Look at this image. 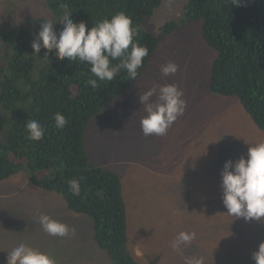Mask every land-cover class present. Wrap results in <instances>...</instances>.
<instances>
[{
    "label": "rangeland",
    "instance_id": "obj_1",
    "mask_svg": "<svg viewBox=\"0 0 264 264\" xmlns=\"http://www.w3.org/2000/svg\"><path fill=\"white\" fill-rule=\"evenodd\" d=\"M47 1L0 0V56L17 41V32L33 41L43 21L61 16L47 12ZM186 2L163 0L140 29L157 35L166 22L181 21ZM54 28L58 32L62 25L57 22ZM215 57L203 40L201 22L184 26L160 42L127 91L86 126L90 164L114 172L120 180L128 249L140 264H184L193 256L203 264H254L252 253L264 242V218L246 222L228 215L222 203L223 164L246 158L249 145L264 142V132L236 97L209 93ZM168 62L179 70L163 76L160 68ZM165 84L183 91L187 107L166 135L146 137L140 127L145 113L139 95ZM41 213L75 228V236L46 234L38 222ZM181 231L195 232L196 238L177 253L171 243ZM20 243L49 253L57 264H111L93 241L92 220L32 185L25 173L0 181V264H6L7 253Z\"/></svg>",
    "mask_w": 264,
    "mask_h": 264
},
{
    "label": "trees",
    "instance_id": "obj_2",
    "mask_svg": "<svg viewBox=\"0 0 264 264\" xmlns=\"http://www.w3.org/2000/svg\"><path fill=\"white\" fill-rule=\"evenodd\" d=\"M162 1L48 0L46 10L59 16L64 12L61 5H67L70 18L88 27L124 12L137 33L134 40L148 49L138 77L165 37L201 22L203 40L216 52L209 93L236 97L264 132V0H241L238 7H233L232 0H187L181 21L166 22L157 35L141 30L142 22ZM14 39L0 56V181L25 173L32 185L57 195L70 211L92 220L93 241L108 254L111 264H140L128 249L120 180L114 172L90 164L84 142L89 121L138 77L130 80L122 70L112 81L97 80L92 88L86 81L96 78L87 62L57 60L54 52L48 54L49 62L43 59L44 49L33 53L32 40L24 32H17ZM57 112L68 121L63 129L55 127ZM29 120L45 127L40 141L28 138ZM73 178L80 180L75 196L67 184Z\"/></svg>",
    "mask_w": 264,
    "mask_h": 264
},
{
    "label": "clouds",
    "instance_id": "obj_3",
    "mask_svg": "<svg viewBox=\"0 0 264 264\" xmlns=\"http://www.w3.org/2000/svg\"><path fill=\"white\" fill-rule=\"evenodd\" d=\"M233 7L241 5V0H232ZM63 14L55 21H43L35 35L31 48L36 55L45 50L44 58L54 52L57 60L87 62L89 73L96 79H88L86 85L97 87V80L112 81L122 70L130 80H135L148 49L134 40L137 35L132 20L124 12H118L110 19L97 22L88 27L85 22H74L67 5H61ZM59 22L62 29L56 32L54 25ZM119 61L113 64L112 61ZM50 62V61H49ZM179 66L168 62L160 68L163 76L175 75ZM183 91L176 84L154 85L139 95L144 116L140 127L144 136H164L168 129L182 116L187 107L182 98ZM155 97V100L152 98ZM55 127L63 129L68 121L59 112L54 114ZM25 129L28 138L40 141L45 135V127L37 120H29ZM222 203L227 214L236 218L260 220L264 218V142L249 145L246 158L241 156L235 161H225L220 172ZM82 179V178H81ZM72 195L80 192V180L67 181ZM38 222L42 230L56 237L75 236V228L39 214ZM196 238L195 232H179L171 243L173 251L180 253L181 246H187ZM254 264H264V242L252 253ZM6 264H57L46 252H41L25 243H20L7 253ZM184 264H203L200 257H186Z\"/></svg>",
    "mask_w": 264,
    "mask_h": 264
},
{
    "label": "crops",
    "instance_id": "obj_4",
    "mask_svg": "<svg viewBox=\"0 0 264 264\" xmlns=\"http://www.w3.org/2000/svg\"><path fill=\"white\" fill-rule=\"evenodd\" d=\"M175 33H176V31H175L174 33L170 34L169 36H171V35H173V34H175Z\"/></svg>",
    "mask_w": 264,
    "mask_h": 264
}]
</instances>
